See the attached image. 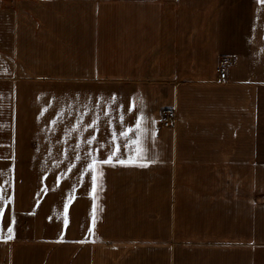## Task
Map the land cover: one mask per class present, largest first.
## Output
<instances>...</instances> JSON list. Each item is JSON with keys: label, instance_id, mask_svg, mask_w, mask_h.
<instances>
[{"label": "crops", "instance_id": "1", "mask_svg": "<svg viewBox=\"0 0 264 264\" xmlns=\"http://www.w3.org/2000/svg\"><path fill=\"white\" fill-rule=\"evenodd\" d=\"M0 209V264H264V4L0 0Z\"/></svg>", "mask_w": 264, "mask_h": 264}, {"label": "snow or ice", "instance_id": "2", "mask_svg": "<svg viewBox=\"0 0 264 264\" xmlns=\"http://www.w3.org/2000/svg\"><path fill=\"white\" fill-rule=\"evenodd\" d=\"M259 2L261 4H264V0H259ZM129 111H131V109H129ZM142 117H143V114L141 113V116L137 117L136 122H135V128L137 129L136 139H134V140L130 139V138L128 139V143L136 146V150H135L134 154L129 155L126 159H117V160L113 161V156L116 155V151H118L119 147H120L119 145H117V149L115 151H111L110 154L108 155L107 159H105L103 161H98L95 158L94 155L91 157V162L87 164V168L88 169H93V175H92L93 191H95V189H96V180H97L95 165H97L99 163H103V164L117 163V164H140V165H145L146 163H151L152 162V161H146L144 156H143V153H144L145 150L141 147V144H142L141 133L143 131H146V129L142 128ZM95 124H96V120H93L92 121V125H89V127H91V126H93ZM129 131H130L129 128H125L123 131L120 132V136L127 137ZM153 135H154V133H153ZM94 138H95L94 136L90 135L89 138H88V142L91 143ZM111 139L112 140H116L117 139L115 133H113ZM69 168H71V165H69ZM85 170H87V169H85ZM12 199L13 198L11 196H9L7 198V200L4 201V203L7 204V202L12 200ZM64 209H65V223L67 224V222H68L67 221L68 203H65ZM0 211H2V209H0ZM12 220H13V223H14V221H15V217L14 216H13ZM89 231H92V229L90 228ZM8 232L9 233L12 232V224H9ZM4 238L7 239V237H4Z\"/></svg>", "mask_w": 264, "mask_h": 264}, {"label": "built area", "instance_id": "3", "mask_svg": "<svg viewBox=\"0 0 264 264\" xmlns=\"http://www.w3.org/2000/svg\"><path fill=\"white\" fill-rule=\"evenodd\" d=\"M228 58H223L218 65L219 77L224 78L226 73V66L228 65ZM174 118V111L170 108L164 109L161 114L162 126L168 127L171 125L172 119Z\"/></svg>", "mask_w": 264, "mask_h": 264}]
</instances>
